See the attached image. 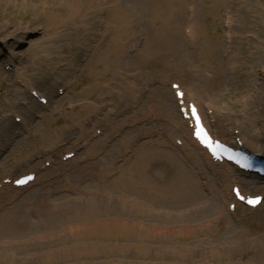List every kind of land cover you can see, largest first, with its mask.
Wrapping results in <instances>:
<instances>
[{
    "label": "rangeland",
    "instance_id": "1",
    "mask_svg": "<svg viewBox=\"0 0 264 264\" xmlns=\"http://www.w3.org/2000/svg\"><path fill=\"white\" fill-rule=\"evenodd\" d=\"M156 5L155 0H0V179L6 176L5 172L11 173L12 179L34 172L32 167L37 162L26 164L22 160L40 153L45 146L43 141H52L49 139L65 142L53 152L51 166L58 168L61 153L73 150L83 134L78 124L93 111L85 114V110L97 105L94 98L82 96L84 91L93 94L94 85L99 90L103 110L93 122L100 119L103 122L114 110L113 125L120 126L119 133L109 140L107 151L124 150L120 144L128 140L134 142V147L143 145L140 153L150 152L156 147L154 142L161 140L167 145L174 144L163 125L168 126L167 116L178 111L172 94L167 92L169 86L157 83L161 75L170 73H180L184 85L202 99L199 100L202 108L206 105L204 111L213 104L226 116L221 120L229 121L231 129L240 131L249 142L261 145L264 124L260 121V106L252 104L247 114L241 110L245 103H250L258 87H264V0H190L188 7L192 9L183 6L176 14L182 22L184 15L195 11L192 18L198 41L191 43L183 35V27L179 30L180 37H176L178 43L167 50L157 45L159 50L155 48V33L160 26L153 21ZM72 6L78 11L77 23L72 18L70 21ZM227 18L234 33L240 35L232 54L241 69L234 71H227L224 63ZM106 37L120 45L122 55L110 65L98 63L94 54L101 38ZM186 59L189 67L182 62ZM34 93L47 103H40ZM14 117L23 124L15 122ZM91 124L86 126L85 133L91 135L88 140L98 143L107 140L108 131L90 127ZM148 128H155L156 133L150 136L145 132ZM75 154L71 161L61 162L65 166L62 172L55 169L45 172L50 165L42 166L43 179L16 191L8 203L0 200L3 204L0 212L13 216V227L0 230V264L47 262L44 254H59L63 248L79 243L74 241L72 232L76 230L71 228L78 222V213L97 204L99 199L91 192L98 191L99 185L94 181L96 177H86L83 171L89 161L85 162L76 151ZM119 163L122 165L124 161ZM151 171L153 181L165 169L155 164ZM237 176L245 193H262L264 181ZM192 179L189 202H150L152 220L171 225L180 216L177 221L207 224L212 228L210 235L203 238L193 235L186 240L174 238L166 243L162 239L153 240L144 251L125 250L114 237L89 238L88 243L111 244L112 250L76 258L55 256L54 262L200 264L205 255L194 251L209 244L219 252L205 259L207 264H264L261 250L264 202L257 213L236 218L221 206V184L218 186L216 180L207 182V176L196 175ZM98 212L99 208L94 215ZM250 242L257 247L248 248ZM191 252L194 254L189 255Z\"/></svg>",
    "mask_w": 264,
    "mask_h": 264
},
{
    "label": "bare ground",
    "instance_id": "2",
    "mask_svg": "<svg viewBox=\"0 0 264 264\" xmlns=\"http://www.w3.org/2000/svg\"><path fill=\"white\" fill-rule=\"evenodd\" d=\"M155 1L157 2V5L155 7V19H153V21L160 25L155 33V48L159 50L158 48L166 47L167 50L169 47H175L174 45L178 43L176 42V37H180L179 30H182L183 27H185L184 30L187 28L191 29L193 34L194 19L192 18V15L195 18V11H193L191 15H184L185 20L180 22V18L177 17L178 14L176 13L182 11L183 6L188 9V3L190 0ZM228 1L229 0H226V2ZM71 8H73V6ZM189 9H192V7ZM70 11V21L72 18L73 22L77 23L78 20L76 16L78 15V11L75 8ZM173 27L179 28L175 29ZM233 30L234 26L232 28V32ZM192 34L190 36H192ZM239 36L240 35L233 32V38L230 42L224 43L223 53L226 55V59H223L227 71L241 69V66H238L236 62L235 54H232L233 45ZM102 38L95 50V59L98 60V63L101 62L103 64L110 65L109 63H114L113 59L116 60L122 56L120 48H118L120 45L116 44L115 40H109L107 37L105 39ZM197 41L198 34L196 33L194 43ZM197 44L199 45L200 43L198 42ZM102 46H105V48H102ZM229 51L230 58L228 57ZM182 62L189 67V61L187 59ZM173 83H175L174 80ZM128 86L130 89L134 88V86ZM181 87L184 90L183 99L188 100L189 98L195 101L197 107L199 108L201 106V102L199 100L202 101V99L197 98V94L193 93L188 86L181 84ZM93 90L95 91L93 94L88 93L87 91L82 93V96L87 99L94 98L97 105L85 110V112H87H84L85 114H88L92 110L93 111L87 115L85 119L80 121V124H78L79 130H81L83 134L77 139L75 143L76 147L73 148L78 149L82 146V144H84L82 150L77 152V154H79L80 157L84 155L83 157L86 158L85 162L89 161L83 171L84 173H87L86 177H96L94 181H98L97 185H99V192L93 191L91 193L99 200L96 202L97 204L93 203V205L87 208V210L81 211L77 215L78 222L74 224V228H71V230H76V233L72 232V234L74 241L79 243L74 246L70 245L63 248L62 252L59 254H44V256H46L44 258H47L49 261L39 262L37 264H56L53 260L55 256L76 258L80 255H85V253L94 254L96 252L112 250L111 244L98 246L88 243L89 238L106 240L108 237H114L121 242L120 246L125 250L135 249L144 251L146 249L145 247H147V243L153 240L162 239V241L166 243L174 238H183L186 240L188 237L193 235L198 236L199 238L210 235L212 228L207 227V224L200 226L191 224L189 220L177 221L180 220V216H176L177 220H174L171 225H163L161 223L153 222V213L150 210V202L154 201L159 204H164L172 200L175 203L189 202L192 199V195L191 190L188 187L190 186V181L193 180L192 176L195 177L196 175H200L207 176V182L216 180L218 186L221 184V206L226 207L228 210L229 205L233 202V196L228 193V189H232V186H236V182L240 180L236 176V173L238 172L231 170L230 167L225 164H214L207 155L206 151L202 150L196 142L192 140V131L188 128V123L181 119L180 116L173 114L172 112L167 116L170 118L169 120H171L172 124L170 128L166 129V132L169 137L179 138L175 137L178 135L183 139L184 145L181 148H177L172 144L167 145L163 140H161V142L158 143L154 142L156 147L151 149L150 152L140 153L143 145H136V147H134V142L128 140L124 143L121 142L120 144V147L122 146V149L124 150L115 151L113 148H110V150L107 151L106 149L108 148L109 140H112V137L119 133L120 126L115 127L113 125V118H111L110 115H106L103 122L101 119L93 122V120H95L103 110V107L100 105L102 103V99L98 94L99 90L96 89V85L93 86ZM167 92L170 94L169 91ZM134 98L138 97L135 95ZM263 101L264 87H258L257 92L250 97V103H245L241 111L246 112L247 114L250 108H252V104L255 106L259 105L261 108L259 111L261 112L260 121L264 124ZM172 109L174 110V107H172ZM211 109L212 116L209 119H215L216 123L213 127L208 128L209 131L215 138H227L228 140L234 139V137H231L232 133H230V127L225 128L223 125L225 122L220 120L221 117L225 118L226 116L222 115L220 109L214 107L213 104H211ZM228 116L230 117L229 114ZM230 120L232 121L233 119L231 118ZM232 122L234 123V121ZM21 124H23V121ZM88 124H91L90 127L94 125L96 128L106 129L109 133L107 140L99 143L97 141L88 142L87 138L89 135L88 133H85L87 131L86 126ZM235 137H240L243 145L250 152L264 156V136L261 138L262 142L260 146L249 142L242 133H240V135H236ZM49 140L52 141H43L45 146L42 147V151L40 150V153H37L34 156L30 154V157L26 159V161L23 159L22 162L30 164L33 161H40L41 159L46 158L45 161L54 163L52 158H54L55 155L50 152L44 153V151L48 148H52V146L58 148V145H61L64 141L55 143L53 139ZM129 153L130 155L128 156ZM119 162H122L123 164L120 165ZM155 164L162 166L165 171L152 181L150 174L152 173L151 169ZM58 165L59 166L56 169L50 166V168L46 169L45 172H53L54 169L55 172H62V168H65V166L61 162ZM32 168L33 170L39 172L38 178L35 177L34 182H36V180L43 179L40 172V163H35ZM5 173L4 174L6 176H3L2 180L9 178L8 175L12 176L9 172ZM88 181H90V179H88ZM16 191L18 190L2 184V187L0 188V195L3 192L4 195L1 197V201L3 203H8L11 201L10 199L15 197L17 194ZM10 192H12L11 195L7 194ZM140 196L142 198H140ZM2 202L0 203V208L3 206ZM98 208V215L95 216L94 214ZM240 213L241 215L245 214L241 210ZM0 214H4L2 216L3 219H1L2 217L0 218V230H10V228L13 227V216L1 212ZM236 214L238 215L237 212ZM70 227L71 225L68 227V230ZM129 242L132 246L129 245ZM207 245V248L202 246L198 251L193 250L195 253L205 255L202 259L203 263H201L202 260L199 261L200 264H207L205 259H210L214 253L219 252L218 250H215L216 248L212 245ZM263 245L264 242L261 244V250L264 253ZM234 247L235 246L233 245L231 249ZM247 247L255 248L257 246L253 242H250ZM224 251L225 254H228L226 247ZM194 252L189 253V255L194 254ZM172 255L173 257H177L178 254L173 253ZM187 257L188 256H186V258Z\"/></svg>",
    "mask_w": 264,
    "mask_h": 264
},
{
    "label": "snow or ice",
    "instance_id": "3",
    "mask_svg": "<svg viewBox=\"0 0 264 264\" xmlns=\"http://www.w3.org/2000/svg\"><path fill=\"white\" fill-rule=\"evenodd\" d=\"M250 203H254V201H249Z\"/></svg>",
    "mask_w": 264,
    "mask_h": 264
}]
</instances>
